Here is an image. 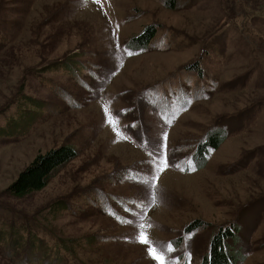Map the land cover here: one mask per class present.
Masks as SVG:
<instances>
[{"label":"rangeland","instance_id":"374dc122","mask_svg":"<svg viewBox=\"0 0 264 264\" xmlns=\"http://www.w3.org/2000/svg\"><path fill=\"white\" fill-rule=\"evenodd\" d=\"M176 2L0 0V221L46 244L35 264L59 247L63 264H200L225 226L236 264H264V0ZM63 143L78 155L43 189L3 193ZM27 245L13 260L0 241V264Z\"/></svg>","mask_w":264,"mask_h":264},{"label":"trees","instance_id":"16d2710c","mask_svg":"<svg viewBox=\"0 0 264 264\" xmlns=\"http://www.w3.org/2000/svg\"><path fill=\"white\" fill-rule=\"evenodd\" d=\"M175 3H177L176 0H170V3H167V5L172 8ZM157 31L156 26L148 25L144 27L140 34L133 37L131 42L135 47L144 49L155 37ZM64 63L65 66L70 64L67 60L64 61ZM57 68L58 66L56 65L52 69L56 70ZM191 69L195 68L192 67ZM198 71L200 73L201 70ZM15 100L16 99L11 101L14 102ZM30 102L32 103L30 105L33 107H40L35 101L31 100ZM13 119H15L14 114L11 115L9 120ZM223 140L224 136L220 131L212 130L208 133L206 140L197 145L196 156L198 157L197 162L199 167H201L206 160L205 154L207 153V150L209 148H218ZM77 155L78 149L70 143H63L45 151L44 153H38L18 173L16 178L6 186L3 193L12 198H23L33 192L43 189L48 182ZM56 207V209H52V213L63 209L64 203L59 202ZM200 226H203V223L200 220H194L188 224L186 230L192 231ZM23 229L22 226H6L3 221H0V241L10 250L6 257L11 258L13 256V260L15 259L14 255L17 254V251L23 247V243L27 242L28 245L26 252L21 257L18 255L14 263L35 264L36 262H39V257L37 259V256L34 255L35 253H33V251L39 249L38 252L43 251V254H46L45 252L48 251L47 246L31 231L29 232V235L23 234ZM235 235V228L233 226H225L214 232L209 238L208 252L202 255L200 264H236L239 260L238 253L236 251L234 252L232 246L228 243V241L234 238ZM68 247H65L67 251H69ZM60 250L61 248L59 247L53 254L54 256L50 260L52 264H63L64 257L63 254L60 253Z\"/></svg>","mask_w":264,"mask_h":264},{"label":"snow or ice","instance_id":"6c2138e0","mask_svg":"<svg viewBox=\"0 0 264 264\" xmlns=\"http://www.w3.org/2000/svg\"><path fill=\"white\" fill-rule=\"evenodd\" d=\"M170 122L171 121H169V123ZM164 139H165V141L167 140V133L164 134ZM149 251H150L151 256L155 258V260L159 261L160 264H164V256L157 255L155 249H150Z\"/></svg>","mask_w":264,"mask_h":264}]
</instances>
